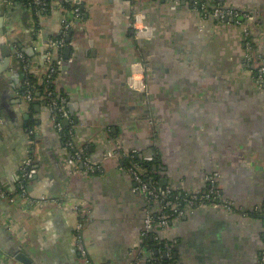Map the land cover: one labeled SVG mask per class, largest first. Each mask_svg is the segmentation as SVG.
<instances>
[{
  "label": "crops",
  "instance_id": "0c3cea01",
  "mask_svg": "<svg viewBox=\"0 0 264 264\" xmlns=\"http://www.w3.org/2000/svg\"><path fill=\"white\" fill-rule=\"evenodd\" d=\"M218 1L255 12L264 60V0ZM45 6L0 0V186L17 191L28 155L37 168L28 200L0 198V264H23L18 252L30 264L151 261L156 244L143 245L144 220L159 204L135 191L127 153L153 183L182 191L204 188L217 171L223 198L236 207H194L174 219L163 238L177 264H256L264 252V84L246 68L242 25L219 22L192 0ZM136 11L157 28L151 40L135 38ZM64 30L51 49L52 82L66 101L62 125L98 164L93 171L70 162L45 93L31 101L22 93L25 56L43 78L49 45ZM77 223L85 257L74 243Z\"/></svg>",
  "mask_w": 264,
  "mask_h": 264
},
{
  "label": "built area",
  "instance_id": "2783aa9c",
  "mask_svg": "<svg viewBox=\"0 0 264 264\" xmlns=\"http://www.w3.org/2000/svg\"><path fill=\"white\" fill-rule=\"evenodd\" d=\"M12 1V0H6ZM194 4L199 5V8L205 14L216 18L219 22H224L226 19H234L242 25L243 30V45L245 50V65L252 77L255 79L258 86L264 84V60L258 52L255 40L253 37V28L256 23V14L253 11L225 6L218 0H192ZM32 8H43L46 5V0H28L26 2ZM76 18L80 16V9L77 6H72L70 11ZM241 19V20H240ZM134 36L139 40H151L156 36L157 28L146 21L145 14L141 11L134 13L133 21ZM66 30L60 36L53 39L49 45V50L45 57L47 66L45 73L46 84L53 80L55 73L58 72L57 61L52 59V47H58L63 44ZM23 72L30 70V65L24 61L22 63ZM134 75L129 80V85L133 88L140 86L141 81L137 84ZM22 93L26 100L31 101L33 96L32 84L25 79L22 82ZM51 90L45 91V96L50 101L48 107L52 111L55 125L62 135L63 143L69 153L70 162L82 163L87 169L93 171L98 167L96 162L87 159L80 150L76 148L72 141V132L65 130L62 125V119L66 116L65 112V97L62 95L58 98H51ZM128 163L125 170L135 181L134 189L136 192L143 194L150 203L159 204L158 211L150 213L144 220V235L148 232H153L154 227L157 228V233L154 238L162 242L161 252L166 258L171 257V245L163 238V233L168 225L174 220L184 216L187 211L194 207L214 208L224 210L228 213H234L236 207L233 202L225 200L218 187V172L211 171L206 175L205 187L202 189H191L187 191L178 190L171 186H158L153 183L149 177L145 178L139 164L134 160L133 155L123 154ZM33 157L28 155L20 166L19 186L16 192L9 191L0 186V198H7L9 201H14L17 198L28 200L27 181L36 174L37 168L33 162ZM38 202H41L39 200ZM169 210V211H168ZM81 223H77L75 227L74 243L80 252L81 256L85 257V250L81 240ZM135 264V263H133ZM171 264V263H167ZM256 264H264V252L261 253Z\"/></svg>",
  "mask_w": 264,
  "mask_h": 264
},
{
  "label": "trees",
  "instance_id": "16d2710c",
  "mask_svg": "<svg viewBox=\"0 0 264 264\" xmlns=\"http://www.w3.org/2000/svg\"><path fill=\"white\" fill-rule=\"evenodd\" d=\"M15 1H17V2H28V0H15ZM49 3H50V0H46V6H45V9H48L49 8ZM25 58H26V61H29L30 60V58L29 57H26L25 56ZM27 59H29V60H27ZM30 62V61H29ZM38 67H41L40 65L38 66ZM22 82H23V80H25V79H27V80H29L30 81V83L32 84V88H33V96L34 97H36L37 96V93H41V95L42 94H44L45 93V91H46V89H48V90H51L52 91V93H51V98H58V97H60L61 96V94H59L55 89H54V85H53V82L51 81L50 82V84L49 83H47L46 84V82H45V77L43 76V78H41L42 77V75L40 74V73H37L35 70H33V69H31V70H29L28 72H23L22 73ZM22 86H23V84H22ZM22 89H23V87H22ZM66 129V128H65ZM136 159H137V157H135ZM138 160V159H137ZM128 163V161L127 160H125V162H124V165H126ZM144 166L146 167V169H151V164H144ZM148 176L149 175H144V177L145 178H148ZM169 211V210H168ZM157 233V228H155L154 227V230H153V232L151 233V232H148L147 234H145L144 235V237L142 238V241H143V245L144 246H147V247H150V248H152V247H154V244H156L155 245V247H154V251H153V253H154V255H155V257L153 258V256H152V260L153 261H155V262H153L152 260L151 261H149V262H146V264H156V259L157 258H161V264H167V263H171V264H177L176 262H175V260L173 259V257L171 256L170 258H166V257H164L162 254L160 255V256H158V254H157V247L158 246H162V242H161V240L160 241H154L152 238H151V235L153 234V235H155ZM142 245V249H143V246Z\"/></svg>",
  "mask_w": 264,
  "mask_h": 264
},
{
  "label": "water",
  "instance_id": "95a60500",
  "mask_svg": "<svg viewBox=\"0 0 264 264\" xmlns=\"http://www.w3.org/2000/svg\"><path fill=\"white\" fill-rule=\"evenodd\" d=\"M241 20V19H240ZM226 21H230V22H234L235 20L234 19H226ZM2 50H4V47H1ZM2 64H0V70L2 68ZM262 218H264V214L262 215ZM16 259L18 261H20L21 263L23 264H30V260L28 259V257L23 253V252H18L16 255H15Z\"/></svg>",
  "mask_w": 264,
  "mask_h": 264
}]
</instances>
